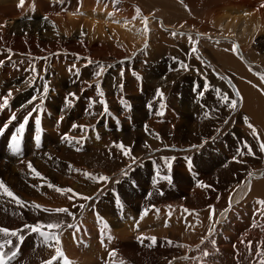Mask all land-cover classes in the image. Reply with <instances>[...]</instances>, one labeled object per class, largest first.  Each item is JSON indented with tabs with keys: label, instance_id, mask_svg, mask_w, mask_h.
<instances>
[{
	"label": "bare ground",
	"instance_id": "bare-ground-1",
	"mask_svg": "<svg viewBox=\"0 0 264 264\" xmlns=\"http://www.w3.org/2000/svg\"><path fill=\"white\" fill-rule=\"evenodd\" d=\"M94 1L25 0L19 6L20 0H0V98L12 93L9 105L0 108V180L25 202L21 206L0 190V227L22 232L21 221L29 216L31 223L61 222L59 246L71 264L258 261L264 244V208L258 203L264 200V178L250 167L254 154H264L257 150L258 136L250 144L256 150L252 155L243 143L235 148L231 135L222 141L228 145L210 144L194 154L198 172L187 158L208 137L228 134L235 120L231 131L249 138L252 128L246 131L244 118L264 144V0H96L98 6L92 7ZM169 48L168 64L151 59ZM100 65L104 72L97 76ZM197 72L202 75L193 78L188 102L178 105L172 89ZM217 78L220 85L213 84ZM237 91L233 109L221 93L232 98ZM91 94L99 95V113L88 101ZM129 102L142 106L136 123L124 105ZM223 111L225 121L216 124ZM29 112L21 151L14 153L11 136ZM121 143L130 149L128 156ZM144 153L152 162L135 166ZM128 173L132 178L123 179L118 190L116 182ZM100 176L110 179L100 181ZM49 183L79 195L61 194ZM229 191L234 192L225 206ZM106 196L112 203H105ZM212 204L216 213L222 208L215 221L208 210ZM248 205L255 209L251 223H262L256 229L235 224ZM57 208L71 215L56 213ZM19 232V238L11 237L17 250L11 264H47L55 255L54 242L49 246L39 234L25 240ZM6 239L0 234V243Z\"/></svg>",
	"mask_w": 264,
	"mask_h": 264
},
{
	"label": "rangeland",
	"instance_id": "rangeland-1",
	"mask_svg": "<svg viewBox=\"0 0 264 264\" xmlns=\"http://www.w3.org/2000/svg\"><path fill=\"white\" fill-rule=\"evenodd\" d=\"M59 1H61V0H59ZM95 2V4L92 6V7H94L95 5H97L98 6V4H97V1L95 0L94 1ZM81 3V2H80ZM79 3V4H80ZM82 5V4H81ZM97 47H99L98 45H97ZM195 47H196V45H195ZM172 51H173V49H171V48H169V50L167 51V52H163L161 55H154L151 59H154V60H156V61H158V62H160V60L162 61V63L164 64V65H166V64H168V61H169V57H172ZM145 57H148L149 58V55H146L145 54ZM166 60H165V59ZM192 58L193 59H195L196 58V55L193 53L192 54ZM199 59H200V57L198 56V59H197V61H196V65L198 66V65H200L199 63H201V60L199 61ZM140 60H142V57H140ZM139 60V61H140ZM199 61V62H198ZM167 62V63H166ZM198 69V68H197ZM218 71H219V69H217ZM214 73H215V71H214ZM198 74H201L202 75V73L201 72H197V73H194L193 74V77H190V76H192L191 74H189V78H187V77H182L180 80H181V82H177L175 85H176V87H174L173 89H172V91H173V93H175V95L176 96H178L177 98H178V101H177V104L178 105H180L181 104V101H183V100H186L187 102H188V100H189V93H190V91H191V86H192V80H193V78H197V76H198ZM221 74H223V76H227V72H221ZM218 76H220L219 74H218ZM223 76H220V77H223ZM199 78V77H198ZM211 78H213V77H211ZM224 78V77H223ZM187 79V80H186ZM191 81V82H190ZM182 84H183V86H182ZM213 84L214 85H220V79L219 78H217V79H215L214 81H213ZM190 85V86H189ZM235 94V95H234ZM233 94V97L231 98V96H229L230 97V99H236L237 100V103H238V100H239V96H237L236 95V93H234ZM92 95V94H91ZM223 95H226V94H223V93H221V96H223ZM93 96V97H92ZM92 96H90L91 98H89L88 99V101L90 100V102H92V103H90V105H94L93 107H95V105H96V107H95V110L97 111H99V112H101V109L99 108V107H103L98 101H99V99L97 98V96H99V95H92ZM227 96H228V94H227ZM95 97V98H94ZM186 97V98H185ZM97 98V99H96ZM199 98L201 99V100H204V101H206V99L208 100V97L206 96V98L204 97V95H199ZM94 102H95V104H94ZM128 103V102H127ZM130 104H124V105H128L129 107H130V111H131V113H132V121H133V123H136L137 122V120H139L138 118H139V113H136V112H139L140 110H142V106L141 105H135V104H132L131 102H129ZM206 105V104H205ZM98 107V108H97ZM177 107V106H176ZM97 108V109H96ZM94 109V108H93ZM92 109V112H90V113H94V112H96V111H94ZM177 109H180V108H178L177 107ZM97 111V113H99ZM236 111V110H235ZM134 113V114H133ZM95 114V113H94ZM222 114V115H221ZM221 118H219V117H217L216 118V121H215V123L217 124H219V125H221L224 121H225V119H226V117H227V112L226 111H223V112H221ZM136 116H137V118H136ZM134 119V120H133ZM221 119V120H220ZM238 120H235V121H233L232 123H231V128L228 130L229 132H228V134H223V135H221V134H219L218 136H215V138H211L210 139V137H208V140H210V141H208V142H205V143H201V145L197 148V149H195L194 150V152L192 151L190 154H188V160L191 162V168H192V166H194L195 164H194V154H200V151L202 150V149H204V148H206V147H209V145L210 144H213L214 142H218L219 143V145H221L222 143H224L225 145H228V143H226V142H222L223 140H224V138H226V136H230V138H232V141H233V143L234 144H236V146H235V148L237 147V145L239 144V145H241L242 143L245 145L244 146V148L247 150V148L248 147H246V146H250L251 147V152H252V154H254L255 152H256V150H254L253 148H252V145H250V144H252V140L253 141H256V139H258L256 142H258L259 143V145H261V142H259V140H261V138H260V136H259V134H258V132H257V130H256V132H257V134L258 135H253V129L252 130H250L251 128L250 127H248V125L249 124H251L249 121H247L246 122V119L244 118V123H242L243 125H245L244 126V128L246 129V131L248 130L247 128H249V130L250 131H252L251 132V135L249 134L248 135V137L249 138H247V135L246 136H243V135H238V134H236L235 132H233L234 130H235V127H237V125L236 124H238V122H237ZM222 122V123H221ZM249 122V123H248ZM221 123V124H220ZM104 128H105V126H104ZM104 128H103V126H100V128L98 129L99 131H101V132H103L104 131ZM101 129V130H100ZM231 129H233V131H231ZM248 130V131H249ZM212 131V130H211ZM213 132V131H212ZM249 133V132H248ZM248 133H246V134H248ZM237 135V136H236ZM244 135H245V132H244ZM258 136V138H256L255 139V137H257ZM239 137V138H238ZM240 137H241V139H240ZM250 139V140H249ZM255 139V140H254ZM97 141H99V139H96ZM96 140H92L91 141V144L93 145V146H95L96 147V144H97V147H99V145H100V143H98ZM218 140V141H217ZM243 140H244V142H243ZM249 140V141H248ZM97 143H96V142ZM225 141V140H224ZM94 142H95V144H94ZM100 142V141H99ZM198 143H200V141H198ZM207 143H209V144H207ZM263 144V143H262ZM208 145V146H207ZM101 149H103V147L101 148ZM104 149H107V148H104ZM224 149H225V147L223 148V149H219L218 150V152L216 151L215 152V150H214V152L215 153H217L216 155H221L222 154V152L224 151ZM258 151H261V150H259V149H257ZM119 151V150H118ZM248 151V150H247ZM135 153H133V155H134ZM251 154V155H252ZM145 156H148V154L147 153H144V155L143 154H140V156H139V159L141 160L139 163H137L135 166H137V165H140V164H144V163H149V162H152V160H150V159H146V157ZM192 156V157H191ZM261 156H264V154H261V155H259V154H254L252 157H251V160H250V167H251V170L255 173H258L260 170H261V173H262V177L264 178V157L262 158ZM180 157H176L175 158V160L177 161L178 159H179ZM258 160H257V159ZM261 158V159H260ZM138 159V160H139ZM255 159V160H254ZM259 159H260V162H259ZM137 160V161H138ZM147 160V161H146ZM136 161V162H137ZM256 162V163H255ZM261 167V168H260ZM195 172H198L197 171V167H196V165H195V167L194 168H192ZM173 170V169H172ZM172 174H174V173H172ZM242 173H240L237 177H236V179H238V177L241 175ZM123 177V178H122ZM122 177L120 176V178L118 179V181L116 182V188L118 189L119 187L121 188V186H120V184H123L124 183V181H123V179H127V178H132V174H130V173H128V174H124V175H122ZM253 180H257L256 179V177H254L253 178ZM123 181V182H122ZM120 182V183H119ZM118 183V184H117ZM238 183V184H237ZM235 184L236 185H238V186H235V188H239L240 186H239V179L235 182ZM234 184V185H235ZM119 188V189H120ZM234 188V189H235ZM118 189V190H119ZM124 189V188H123ZM234 191H229L228 193L229 194H227V196L229 197H226V198H224L223 199V202L225 203V206L226 205H229V203L231 202L230 201V198H231V195H232V193H233ZM104 200H105V203H112V198H110V197H108V196H106L105 198H104ZM123 203H124V200H123ZM127 206H128V204H127ZM224 206V207H225ZM209 207V208H208ZM207 208H208V210H210V218H211V216H212V218H213V221H215V220H217L216 218H218L219 217V213H220V211L222 210V208L220 209V211H219V213H216V211H217V209H216V207L214 206V204H212V206H208ZM223 207V208H224ZM212 208V209H211ZM253 211V212H252ZM255 209H253V206L251 207V205H248L247 207H245L244 208V212H242L241 213V217H239V219L238 220H236V222H235V224H240L241 225V227L243 226H246V227H248V228H253V229H256V228H258V227H260L259 225H262V223H261V221L262 222H264V220H261V221H258V224H255V223H251V221L255 218ZM187 212H189V211H187ZM252 213V214H251ZM253 215V216H252ZM264 213L262 214V218L264 219ZM29 217H31V216H29ZM29 217H26V218H24V220H22L21 222H24V225H23V227H24V231H22V232H19V233H21V235H20V237H22L23 239H25V240H30V239H32L36 234H38L37 232H33V231H31L29 228H27V227H25V225H34V224H36V223H31V222H29ZM215 218V219H214ZM252 218V219H251ZM247 220H249V221H247ZM251 220V221H250ZM251 224V225H250ZM255 225V226H254ZM263 225H264V223H263ZM254 226V227H253ZM258 226V227H257ZM96 228H97V231H103V229L100 227V225L99 224H97L96 225ZM96 231V230H95ZM30 233V234H29ZM97 235H98V232H97ZM101 235H104V233H99V236H101Z\"/></svg>",
	"mask_w": 264,
	"mask_h": 264
},
{
	"label": "snow or ice",
	"instance_id": "snow-or-ice-1",
	"mask_svg": "<svg viewBox=\"0 0 264 264\" xmlns=\"http://www.w3.org/2000/svg\"><path fill=\"white\" fill-rule=\"evenodd\" d=\"M25 0H20V5L19 6H23L24 5ZM140 10L137 9V12H139ZM145 23H147V18H145ZM191 37H189V40L191 41ZM236 48H238L237 46H234L233 50L235 51ZM193 52H196L197 49L195 47L192 48ZM183 67H187L186 65H182ZM104 72V66L100 65L99 66V70L96 73L97 76H100L102 73ZM261 79L264 80V75L261 76ZM48 92V86L47 84L44 85L43 87V93L46 94ZM12 93L9 92L7 94V96L0 98V108H5L9 105V98L11 97ZM71 96H74L75 94H70ZM99 95L101 97L104 96V93L102 91L99 92ZM156 95L158 98H163V92L160 89H157ZM237 96H240L239 91H237L236 93ZM36 98L33 97L32 100L29 101V103H32ZM223 101L226 104H229L231 108L235 109L237 107V100L236 99H229V97L227 95H224L222 97ZM242 99V98H241ZM101 103H105L103 100L100 101ZM70 103V101H69ZM127 106V105H125ZM161 107H163V105H161ZM38 108V106H37ZM37 108H34L33 110H37ZM149 108H151V105H149ZM105 112H107V106L105 104ZM159 114H163L162 112ZM32 115L31 112L28 113V115H26L23 119V122L20 123V125L17 127L15 134H13L11 136V142H10V148L12 150V152L14 153H19L21 151V142H22V138H23V134L25 131V126L28 123L29 117ZM12 120L16 119L15 114H13V116L11 117ZM36 124L39 125L40 124V120L36 119ZM250 128L253 129V135H258L255 128L249 124L248 125ZM7 125L4 126V128H6ZM80 127H84V126H80ZM3 129H0V133H2ZM37 140H39V137L37 136L36 138ZM67 139V137H66ZM118 147L121 148L123 154L125 156L129 155L130 149L129 148H125V146L121 143L120 145H118ZM145 147H148V145L146 144ZM193 147H197V146H193ZM248 147V154H252L251 152V147L250 146H246ZM260 150L262 152H264V144L260 145ZM243 154V153H241ZM133 160H135V157H131ZM174 159V158H173ZM167 167L169 170H171V162L166 158L165 160ZM189 165L191 166V162L189 161ZM28 167L35 173V175L37 177H41V173L38 172L35 168H33V166L31 165V163L28 164ZM85 175H88L87 173ZM157 175H159V172L157 173ZM92 179H97V177H90ZM100 181H108L110 178L107 176H100L98 178ZM162 179L164 180H168L169 182H171V177L170 176H164L162 177ZM48 187H55V190L57 192H60L61 194H67V193H73V195H79L78 193H74V190L71 188H60V187H56L54 185H52L51 183L48 184ZM0 190H2V194L10 197L13 201H15L17 204L23 206L24 205V201L21 200L20 197H18L14 192L11 191V189H9L2 180H0ZM72 197H69V199H71ZM85 200H89L91 199L90 197H82ZM262 208H264V200H261L258 202ZM34 208L37 209H42L43 211H49V209L44 208L42 205L39 204H34L33 205ZM56 213H66L71 215V213L69 212V209L67 208H57L54 210ZM158 211V210H157ZM185 211H189L187 209H185ZM147 212V209H145V214ZM102 219V218H101ZM62 223L59 221H54V222H48V223H43V222H39L36 223L34 225H25V227L29 228L31 231L33 232H37L41 237H43V240L45 243L49 244V246H52L51 242H54V244L56 245L55 247V255L52 257V259L50 261L47 262V264H53V261H56L57 259H61L63 260V264H71V261L68 260V258L65 256V253L63 252L62 248L59 246L61 241H60V237H59V232L58 230L60 228H62ZM107 227V225H105ZM45 229L51 230V231H45ZM19 230H13V229H8L6 227H0V234H2L4 237H8L9 239H6L3 241V243H0V264H11L12 259H14L17 255V250L12 246V241H11V237H17L19 238V234H18ZM110 238V237H109ZM151 240L152 244H155L156 242V238L155 237H150L148 238ZM5 245L9 246V250L6 251L5 250ZM249 247H251V245L249 244ZM113 255H115V252H113ZM204 255H207V253H204ZM253 264H264V244H262V250L260 252V256L258 261L253 262Z\"/></svg>",
	"mask_w": 264,
	"mask_h": 264
}]
</instances>
